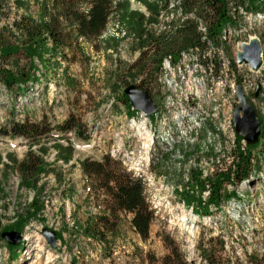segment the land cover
Instances as JSON below:
<instances>
[{"label": "rangeland", "instance_id": "obj_1", "mask_svg": "<svg viewBox=\"0 0 264 264\" xmlns=\"http://www.w3.org/2000/svg\"><path fill=\"white\" fill-rule=\"evenodd\" d=\"M28 1L29 12L36 17L38 3ZM181 2L170 0L169 7L161 11L162 26H169L172 19L176 23L184 20ZM0 6V41L20 43L13 23L25 9L17 7L14 0H3ZM131 8L146 16L150 14L140 0H131ZM243 9L240 13L247 14L243 27L224 36L236 68L231 66L223 46H210L202 55L199 51L191 52L192 60L186 57L181 61L193 88L197 80L207 87L199 86L194 98L182 99L187 123L169 134L165 131L164 139L157 134L153 137L151 126H155L156 120L137 110L132 113L123 100L122 91L130 84L140 83V79H133L135 71L128 72L140 51L117 14L110 18L99 38L66 50L65 57L47 55L50 64L45 77L39 60L35 58L32 62L22 52L6 61L0 59V127L12 120L27 119L45 120L56 126L74 114L90 135L85 140L72 132L67 134L75 148L69 163L58 159L56 143L67 145L68 139L57 131L37 144L0 135V170L6 172L8 164L11 171L5 181L7 195L0 196V264H158L169 252L168 245L177 246L193 264H208V254L214 264H253L254 258H264V180L229 183L226 176L233 165L236 144L212 140L207 135L217 109L220 119L225 112L233 117L234 123L239 101L236 92L235 96H228L233 85L237 86L235 79L248 72L247 67L238 66L237 53L242 42L257 37L264 49V16L251 17ZM200 25L202 29L204 24ZM153 27L158 28V24ZM197 57L203 68L195 66ZM5 69L17 77L15 84L6 83L2 72ZM162 71L157 79L152 78L151 95L157 111L165 108L167 98ZM195 113L201 118L198 135L191 134ZM259 116L264 118L262 114ZM173 119L172 114L160 117L156 126L163 130ZM151 140V147L147 148ZM161 147L164 153L157 157ZM41 148L46 150L45 154L40 152ZM30 149L44 157L48 172L39 177L36 187L28 188L20 185L21 178L13 168L14 160H22ZM107 153L122 160L145 180L146 197L154 211L150 237L146 240L133 229L131 214H111L103 191L93 192L87 187L80 162L87 157L102 159ZM253 153V163L261 168L264 144L253 149ZM255 171L253 168L256 174ZM217 179L223 184V200L219 207L210 205L207 213L208 186L210 180L212 183ZM232 190L238 194L237 198L226 197ZM190 197L194 206L185 201ZM33 205L40 210L21 232L20 247L11 249L2 232L18 231L4 228L16 222L19 215L24 216ZM44 228L56 232V246L48 242Z\"/></svg>", "mask_w": 264, "mask_h": 264}, {"label": "trees", "instance_id": "obj_2", "mask_svg": "<svg viewBox=\"0 0 264 264\" xmlns=\"http://www.w3.org/2000/svg\"><path fill=\"white\" fill-rule=\"evenodd\" d=\"M2 1L0 0V2ZM36 1L39 7L35 17L29 12L30 2L28 0H14L17 7L25 9L13 23L20 43L12 44L0 41V59L2 61L22 52L32 62L35 58L39 60L45 77L48 75V64H50L46 61L47 55L65 57L66 50L77 49L84 41L99 38L103 35L110 18L117 14L122 18L127 34L133 37L136 48L140 51L138 58L129 66L128 72L135 71L132 73L133 79H140V83L136 85L147 90L150 94L152 93V78L157 79L167 58L170 59L172 65H176L183 58V54L199 51L202 55L210 46L217 48L223 46L229 56L231 66L236 68L235 57L232 56L230 46L224 36L231 30L236 31L243 27L245 15L240 13L238 7H243L247 13H264V0H182L181 8L185 18L181 23H176L172 19L169 27L162 26L159 17L161 11L169 7L170 0H140L149 10L148 16L133 10L131 0ZM201 23L204 24L202 29L200 28ZM155 24H158V28L153 27ZM203 62L206 63V61ZM2 72L8 85L17 82V77L11 71L5 69ZM235 82L237 85H241V78L237 77ZM122 97L124 101H127L132 113L137 112L124 90ZM261 120L262 134L258 143L244 145L243 137L236 134L233 165L226 176L229 183L238 184L246 179L252 181L256 176L253 173V168L259 170L260 167H256V164L253 163L255 159L253 149L264 144V118ZM53 131H57L61 137L68 139L67 145L56 143L55 146L58 151V159L65 163L72 160L75 151L73 142L67 136L69 132L85 140L90 139V135L83 130L82 121L74 114L56 126H51L45 120L31 121L27 119L12 120L6 126L0 127L1 136L20 137L26 139L30 144H37L45 136L49 137ZM40 152L45 154L46 150L41 148ZM80 165L87 187L93 192L103 191L107 196L109 212L115 215L119 213L131 214L130 223L133 229L143 240L148 239L154 211L146 197L143 176L129 170L122 160L114 158L109 153L105 154L102 159L87 157L80 162ZM5 168H7L6 172L0 170V196L7 195L5 181L9 172L11 173L8 164L5 165ZM13 170L17 171L21 178L20 185L28 188L36 187L39 177L48 172L44 157L33 149L28 150L22 160H14ZM221 178L224 180V176ZM201 186L203 189H207L203 184ZM197 187L199 188V185ZM208 187L210 198L208 205L205 206L207 213H209L210 205L219 207L223 200L221 179L212 183L210 180ZM226 197L237 198L238 194L232 190L227 193ZM185 201L188 205L194 206L195 204L192 197L185 198ZM39 210V207L33 205L24 216L19 215L17 221L11 226L5 227L4 230L14 228L22 232ZM57 235L61 236L60 233ZM8 246L11 249L20 247V245L10 243ZM168 247L169 252L158 261V264H193L186 259L177 246L168 245ZM210 255H206V261L208 264H214ZM253 264H264V258H254Z\"/></svg>", "mask_w": 264, "mask_h": 264}, {"label": "built area", "instance_id": "obj_3", "mask_svg": "<svg viewBox=\"0 0 264 264\" xmlns=\"http://www.w3.org/2000/svg\"><path fill=\"white\" fill-rule=\"evenodd\" d=\"M174 4H171V7H174ZM240 7V6H239ZM240 9H243V7ZM244 10V9H243ZM178 11L181 13V8L178 9ZM264 16L260 13H251L250 16ZM192 55L189 54H183V58L180 60L179 63L176 65H172L170 62V59H165L163 71H162V86L165 89L166 93V105L164 109H159L155 114V126L152 125L151 127L154 129V135L157 134L158 136H161L162 139H164V133L165 131L169 134L174 129H181L183 128L187 123V110L182 105L181 101L183 98H194V96L199 91V86H203L204 89H206L207 85L206 83H202L201 80H197V85L195 84V88L191 85L192 80L186 79L185 75L187 74V70L184 67V62H181L184 58L189 57L190 60L193 58ZM196 58V57H195ZM196 67L203 68V64L201 63L200 59L197 57V63H195ZM239 67H247L248 72L247 75L243 76L241 78L243 91L248 97L250 98L251 102L255 105L256 109L264 116V64L260 69L252 70L249 65L239 63ZM256 78H260V81H256ZM203 79V78H202ZM261 85V90L259 91V94L256 95L258 85ZM236 88L235 84L233 85L232 93L229 94L228 97L231 95L235 96ZM224 111V110H223ZM168 113V115H167ZM170 113V114H169ZM172 116L174 119L171 121H168L167 124L164 125L163 130H159V128L156 126V123L160 117ZM194 115H197V118H195L193 122V129L191 130V134H199V129L201 127V122L199 118V114L195 113ZM203 115V114H201ZM214 115V123L211 127L207 128V135L209 139L212 140H224L227 143H234L235 142V128L233 123V117L228 116V113L223 114L222 118L220 119V111L217 109L216 112L213 113ZM205 123V122H204ZM204 126V124H203ZM167 134V135H168ZM162 148V147H161ZM264 180V166L259 171L258 174V181ZM247 180V184H248ZM252 187V185L250 184ZM254 220V219H253ZM255 221H258L256 218Z\"/></svg>", "mask_w": 264, "mask_h": 264}, {"label": "water", "instance_id": "obj_4", "mask_svg": "<svg viewBox=\"0 0 264 264\" xmlns=\"http://www.w3.org/2000/svg\"><path fill=\"white\" fill-rule=\"evenodd\" d=\"M241 47L242 51L237 54L238 62L248 64L252 69L257 70L263 62L261 41L257 37H252L249 42H242ZM250 48L253 49V54L247 56V50ZM260 90L261 85L259 84L256 95L259 94ZM124 93L128 96L132 106L147 117L156 112L158 106L147 90H143L135 84H130L124 89ZM236 98L239 101L234 112L236 133L243 137L246 144H256L262 134V120L258 117L254 106L248 101L241 85L236 87ZM43 233L52 246L57 245L55 231L44 228ZM2 237L8 243L14 245H19L23 238L22 233L19 231H3Z\"/></svg>", "mask_w": 264, "mask_h": 264}, {"label": "bare ground", "instance_id": "obj_5", "mask_svg": "<svg viewBox=\"0 0 264 264\" xmlns=\"http://www.w3.org/2000/svg\"><path fill=\"white\" fill-rule=\"evenodd\" d=\"M239 51H242V47H241V49L239 50ZM263 51H264V49H263ZM238 54V53H237ZM248 54L251 56V54H253V49L252 48H250V49H248L247 50V53H246V55L248 56ZM262 57H264V53H262ZM263 64H264V62H262V65L258 68V69H260L262 66H263ZM251 68V67H250ZM252 69V68H251ZM252 70H254V69H252ZM242 86V85H241ZM237 87V86H236ZM243 88V87H242ZM246 95V94H245ZM247 96V95H246ZM248 98V97H247ZM248 101H249V98H248ZM251 103V102H250ZM252 104V103H251ZM253 105V104H252ZM254 106V105H253ZM254 108H255V106H254ZM158 109V108H157ZM256 109V108H255ZM157 111V110H156ZM257 111V110H256ZM155 113V112H154ZM258 113V112H257ZM258 117H259V113H258ZM260 118V117H259ZM260 138H261V136H260ZM260 141V140H259ZM151 143H152V140L148 143V146H147V148H149V147H151ZM58 240V239H57Z\"/></svg>", "mask_w": 264, "mask_h": 264}]
</instances>
